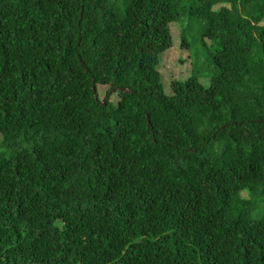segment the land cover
I'll return each instance as SVG.
<instances>
[{"label":"trees","instance_id":"16d2710c","mask_svg":"<svg viewBox=\"0 0 264 264\" xmlns=\"http://www.w3.org/2000/svg\"><path fill=\"white\" fill-rule=\"evenodd\" d=\"M0 264H264V0H0Z\"/></svg>","mask_w":264,"mask_h":264},{"label":"rangeland","instance_id":"374dc122","mask_svg":"<svg viewBox=\"0 0 264 264\" xmlns=\"http://www.w3.org/2000/svg\"><path fill=\"white\" fill-rule=\"evenodd\" d=\"M172 29L174 30V32H175V30H176V26L175 25H173L172 26ZM202 48H204V47H202ZM202 50V49H201ZM201 50L197 53V52H195V51H193V50H188L187 51V55L188 56H190L189 57V59L190 60H199V62H203L204 61V59L202 58V55H203V53L201 52ZM185 57V55H184V53L183 52H181V51H179V50H177L176 48H174L173 46L168 50V51H166V52H164V54H163V58H162V62H161V69H163V70H161L162 71V73H161V71H160V73L163 75V76H165L166 77V74L168 73V70H167V68H170V69H174L175 70V64L177 63V59H178V57ZM179 63V62H178ZM177 67H179V66H177ZM159 87V86H158ZM101 90L99 91L100 92V94L103 96V90H102V88H100ZM111 98H113V99H116L117 98V96L116 95H112L111 96Z\"/></svg>","mask_w":264,"mask_h":264},{"label":"water","instance_id":"95a60500","mask_svg":"<svg viewBox=\"0 0 264 264\" xmlns=\"http://www.w3.org/2000/svg\"><path fill=\"white\" fill-rule=\"evenodd\" d=\"M92 80H94V78ZM118 89H122L123 91H127L128 90V88H125V87H120Z\"/></svg>","mask_w":264,"mask_h":264}]
</instances>
